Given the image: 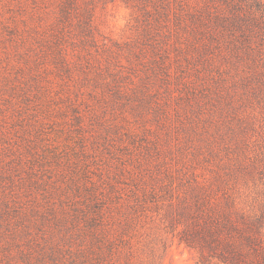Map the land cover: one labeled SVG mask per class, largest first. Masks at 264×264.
Listing matches in <instances>:
<instances>
[{"label":"rangeland","instance_id":"374dc122","mask_svg":"<svg viewBox=\"0 0 264 264\" xmlns=\"http://www.w3.org/2000/svg\"><path fill=\"white\" fill-rule=\"evenodd\" d=\"M155 2L97 5L123 50L116 96L55 71L50 2L0 0V264H197L176 235L202 188L261 219L264 240V97L197 59L175 2Z\"/></svg>","mask_w":264,"mask_h":264},{"label":"trees","instance_id":"16d2710c","mask_svg":"<svg viewBox=\"0 0 264 264\" xmlns=\"http://www.w3.org/2000/svg\"><path fill=\"white\" fill-rule=\"evenodd\" d=\"M31 1L47 6L50 2L51 28L39 39L55 71L60 76L79 71L93 87L121 95L118 82L122 75L117 73L115 63H120L118 67L123 65L120 58L123 50L120 45L112 43L111 47L102 40L94 24L97 5L115 0ZM122 1L147 3V0ZM173 1L172 17L195 57L233 70L236 74L233 79L246 87L255 86L264 97V0ZM154 4L157 12V0ZM34 15L22 22L36 35L39 27L31 23ZM252 169L264 174L257 165ZM202 189L194 205L180 207L178 215L184 226L176 235L178 244L199 253L197 264H264V240L259 235L261 219L240 212L229 198H224L221 204L210 198L206 188ZM173 222L171 218V227Z\"/></svg>","mask_w":264,"mask_h":264}]
</instances>
